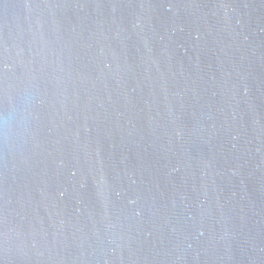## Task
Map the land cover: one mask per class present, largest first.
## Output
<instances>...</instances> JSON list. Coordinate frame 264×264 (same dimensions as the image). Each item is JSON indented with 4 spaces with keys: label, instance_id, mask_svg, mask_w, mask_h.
Segmentation results:
<instances>
[{
    "label": "water",
    "instance_id": "95a60500",
    "mask_svg": "<svg viewBox=\"0 0 264 264\" xmlns=\"http://www.w3.org/2000/svg\"><path fill=\"white\" fill-rule=\"evenodd\" d=\"M0 264H264V0H0Z\"/></svg>",
    "mask_w": 264,
    "mask_h": 264
}]
</instances>
